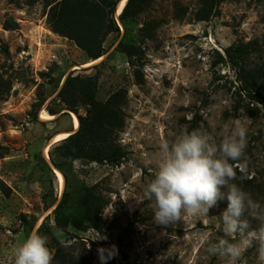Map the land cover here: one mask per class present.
Masks as SVG:
<instances>
[{
    "label": "rangeland",
    "instance_id": "rangeland-1",
    "mask_svg": "<svg viewBox=\"0 0 264 264\" xmlns=\"http://www.w3.org/2000/svg\"><path fill=\"white\" fill-rule=\"evenodd\" d=\"M46 1L0 0V264H14V250L33 230L47 237L51 264H60L58 247L68 264H101L100 247L115 251L106 264H228L208 251L220 238L241 239L239 233L233 240L223 232L226 199L205 216L165 225L155 220L144 189L157 170L163 143L171 144L193 122L219 143L222 126L241 121L247 147L242 159L230 161L234 182L264 206V102L243 88L225 53L230 45L254 42L258 49L247 68L264 65V0H222L207 21L196 16L201 0H149L125 21L115 13L120 29L106 37L105 54L96 62L52 29ZM121 43L137 46L139 53L129 57ZM71 72L95 78L101 101L119 89L127 91L126 124L118 135L127 156L120 164L54 154L63 140L52 143L53 137L72 132V115L87 111L80 105L78 114H62L57 93ZM48 106L61 112L42 120ZM55 170L64 175L63 190ZM87 186L108 200L103 228L58 229L57 204L65 194L76 208ZM97 231L106 239L92 240ZM257 248L253 241L236 264H264Z\"/></svg>",
    "mask_w": 264,
    "mask_h": 264
},
{
    "label": "trees",
    "instance_id": "trees-1",
    "mask_svg": "<svg viewBox=\"0 0 264 264\" xmlns=\"http://www.w3.org/2000/svg\"><path fill=\"white\" fill-rule=\"evenodd\" d=\"M221 1L201 0V7L196 13L197 19L207 21L216 15ZM119 2L120 0H47L48 22L56 33L75 41L93 61L105 54L103 43L106 37L120 29L115 19ZM148 2L149 0H128L119 16L120 20L125 21L136 16ZM144 29L147 31L146 35H150V26L146 25ZM120 46L129 57L139 53V48L135 45L121 43ZM257 49L254 42L238 43L225 48V53L232 67L238 71V79L243 88L255 101L264 102V65L254 69L247 68L251 54ZM222 59L224 60L223 57ZM258 85L261 90L257 88ZM57 99L64 105L62 110L78 114L79 106L87 105V111L85 115L78 114L77 131L56 145L54 154L71 160L87 159L91 162L120 164L127 156L126 150L118 141V135L126 124L124 105L127 91L119 89L108 99L101 101L97 98L95 78L82 77L71 72L60 87ZM47 110L51 115L61 112L51 106H48ZM197 128L198 123L193 122L187 131ZM57 167L61 169L58 164ZM153 178L154 175L151 174V179ZM107 205L108 200L96 191L95 186L83 189V195L76 208L70 207L64 194L53 211L56 227L60 230L69 226L82 231L89 228L101 230L102 212ZM55 256L59 258L60 264H68L62 248H57Z\"/></svg>",
    "mask_w": 264,
    "mask_h": 264
},
{
    "label": "clouds",
    "instance_id": "clouds-1",
    "mask_svg": "<svg viewBox=\"0 0 264 264\" xmlns=\"http://www.w3.org/2000/svg\"><path fill=\"white\" fill-rule=\"evenodd\" d=\"M219 135L221 140L217 143L208 131L197 128L182 132L171 144L163 143L157 170L144 189V196L153 202L155 220L165 225L184 217L205 216L226 199L227 207L220 214L223 232L233 240L239 233L241 239L231 242L220 238L209 244V253L236 264L255 241L264 261V206L234 182L237 173L230 163L244 157L247 127L241 121L226 122ZM250 221H256L258 226L252 228ZM101 239L106 237L97 231L92 240ZM98 253L101 264L115 255L114 249L104 247ZM52 259L47 237L38 230H33L14 250V264H51Z\"/></svg>",
    "mask_w": 264,
    "mask_h": 264
},
{
    "label": "bare ground",
    "instance_id": "bare-ground-1",
    "mask_svg": "<svg viewBox=\"0 0 264 264\" xmlns=\"http://www.w3.org/2000/svg\"><path fill=\"white\" fill-rule=\"evenodd\" d=\"M128 0H121L119 2V6H118V9H117V12H116V15H120L122 12H123V9L126 5ZM101 59V57L97 60H93L94 62L96 61H99ZM92 62H89V65L91 64ZM43 111V110H42ZM41 119L42 120H52L54 118V115H51L50 113L44 111L41 113ZM72 121H73V126L75 129H78L79 127V119L78 117H76V115H72ZM70 135V132L66 131V132H63V133H60V134H56L54 137H53V140H52V143H56V142H59V141H62L64 140L65 138H67L68 136ZM50 146L51 145H47L46 149H45V152L47 153L49 150H50ZM55 174H56V177H57V180H58V183H59V187L61 190H63L64 188V184H65V178H64V175L62 174L61 171L59 170H55Z\"/></svg>",
    "mask_w": 264,
    "mask_h": 264
},
{
    "label": "water",
    "instance_id": "water-1",
    "mask_svg": "<svg viewBox=\"0 0 264 264\" xmlns=\"http://www.w3.org/2000/svg\"><path fill=\"white\" fill-rule=\"evenodd\" d=\"M118 4H119V3H118ZM118 6H119V5H117V7H116V12H117ZM116 16H118V15H116ZM119 16H120V15H119ZM64 112H72V111L65 110ZM76 131H77V129H74L72 132H70V134L75 133Z\"/></svg>",
    "mask_w": 264,
    "mask_h": 264
}]
</instances>
